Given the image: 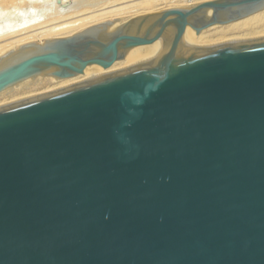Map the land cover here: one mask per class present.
<instances>
[{
	"label": "water",
	"instance_id": "1",
	"mask_svg": "<svg viewBox=\"0 0 264 264\" xmlns=\"http://www.w3.org/2000/svg\"><path fill=\"white\" fill-rule=\"evenodd\" d=\"M261 9L212 0L95 26L3 68L0 91L175 34L152 61L0 105V264H264V37L185 42Z\"/></svg>",
	"mask_w": 264,
	"mask_h": 264
},
{
	"label": "bare ground",
	"instance_id": "2",
	"mask_svg": "<svg viewBox=\"0 0 264 264\" xmlns=\"http://www.w3.org/2000/svg\"><path fill=\"white\" fill-rule=\"evenodd\" d=\"M0 1L4 4L0 3V5L5 6L6 9L0 8V10L5 11L0 13V28L2 21L11 18V8L15 6V8H19L17 6L19 5L24 11L16 14L12 22L9 21L11 23L8 24V27L0 29L1 71L7 65L19 60L24 54L34 49L33 47L27 48V45H43L47 41L70 37L95 26H103L108 31H114L121 25L145 15L158 14L172 9L188 10L203 2L212 0H106V2L105 0H83L80 6L76 5L77 0H72L76 3L74 2V8H70L72 10L68 11L70 22L62 20L63 23L58 20L62 18L61 12L62 10L63 14L68 12L64 10L66 7L64 8L58 0ZM21 1L22 3L19 4ZM102 1L105 3H100ZM98 4H101V6ZM72 5L71 7H73ZM13 10L15 12V9ZM211 14V10L205 12V16ZM66 15L65 17H67ZM74 17L77 18L74 19ZM262 37H264V9L230 23L211 25L200 33H196L191 27H188L185 32V42L194 46H213ZM174 38L175 34L172 33L157 41L135 46L129 49L124 57L117 59L107 68L93 65L83 74L66 78L54 76L53 70L34 74L1 90L0 105L58 87L76 86L106 77L130 66L152 61L163 49L166 42Z\"/></svg>",
	"mask_w": 264,
	"mask_h": 264
},
{
	"label": "rangeland",
	"instance_id": "3",
	"mask_svg": "<svg viewBox=\"0 0 264 264\" xmlns=\"http://www.w3.org/2000/svg\"><path fill=\"white\" fill-rule=\"evenodd\" d=\"M22 1H23V0H22ZM22 1L19 2V4L22 3ZM24 1H25V0H24ZM39 1H42V0H39ZM58 1H60V3L63 4L62 6H63L64 8L66 7L65 9L63 8L64 10H66V12H68L69 10H72V9L74 8V6H75V5L73 4L75 1H72V0H68V1H67V0H64V1H63V0H58ZM61 1L64 2V3H62ZM76 2H78V3H76ZM76 2H75L76 5H77V6H80V5H82L83 0H81L80 2H79V0H77ZM105 2H106V0H105ZM105 2L102 1V2H100V3H103V4H104ZM0 3H1V1H0ZM1 4L4 5L3 2H2ZM72 4H73V5H72ZM38 5H39V4H38ZM53 5H54V4H53ZM71 5H72L73 7H71ZM98 5L101 6V4H98ZM17 6H18L19 8H15L16 6H15L14 8H11V9H12V10L10 11V12H11V14H10V15H11V18H10V16H9V18H10L11 20L8 19V20H4V21H2V22H1V28H0V29H4V28L8 27V24L10 25V23H11L12 20L14 19L13 17H14L16 14H20V13H22L21 11H23V9H21V6H19V5H17ZM77 6H76V7H77ZM99 6H98V7H99ZM4 7H5V6H1V5H0V8H1V9H2V8L5 9ZM98 7H97V8H98ZM51 8H52V6H51ZM70 8H72V9H70ZM95 8H96V7H95ZM99 8H101V7H99ZM13 9H15V12H14ZM5 10H6V9H5ZM0 11H1L0 13L5 12V11H2V10H0ZM12 11H13L14 13H13ZM23 12H24V11H23ZM64 12H65V11H64ZM66 14H67V15H66ZM68 14H69V12L63 14V10H62V12H61V16H62V18H59L58 20L61 21V23H63L62 20H68V22H70V21H69V18H68ZM65 15H66L67 17H65ZM17 16H18V15H17ZM43 17H44V15H43ZM43 17H42V18H43ZM63 17H65V18L63 19ZM15 18H16V17H15ZM45 18H46V16H45ZM76 18H77V17H76ZM76 18L74 17V19H76ZM60 19H61V20H60ZM70 19L72 20L73 18H70ZM74 19H73V20H74ZM9 21H11V22H9ZM64 22H65V21H64ZM66 22H67V21H66Z\"/></svg>",
	"mask_w": 264,
	"mask_h": 264
}]
</instances>
